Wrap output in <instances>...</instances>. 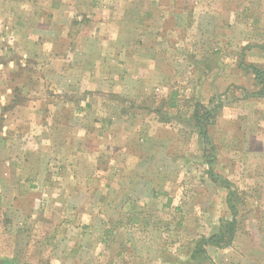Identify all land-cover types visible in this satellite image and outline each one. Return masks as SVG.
Here are the masks:
<instances>
[{
	"label": "crops",
	"instance_id": "obj_1",
	"mask_svg": "<svg viewBox=\"0 0 264 264\" xmlns=\"http://www.w3.org/2000/svg\"><path fill=\"white\" fill-rule=\"evenodd\" d=\"M263 19L264 0H0V210L20 226L44 227L52 216L70 229L59 235L68 248L60 263L92 264L95 243L130 245L98 238L121 220L130 226L132 214L135 228L167 195L165 135L198 142L186 118L212 98L184 106L176 85L198 87L192 69L201 65L264 66ZM207 37L215 61L205 62Z\"/></svg>",
	"mask_w": 264,
	"mask_h": 264
},
{
	"label": "rangeland",
	"instance_id": "obj_2",
	"mask_svg": "<svg viewBox=\"0 0 264 264\" xmlns=\"http://www.w3.org/2000/svg\"><path fill=\"white\" fill-rule=\"evenodd\" d=\"M258 22L264 29V19ZM212 40L211 37L205 38L206 47H209V51L213 50L206 54L205 62L215 61L212 58L216 53ZM255 52L256 49L253 56L260 58ZM244 63L235 69H209L201 65L198 69H192L194 79L197 81L198 77L200 81L198 87L184 82L176 85L179 102L184 106H188L196 95L205 102L211 97L221 96L223 109H228V112L224 118L219 116L215 124L209 127L210 143H192L190 139L193 135L185 143L183 134L181 136L179 132L165 135L171 137L172 141L167 147L173 173L167 195H157L151 200V211L140 213V221L135 228L132 225L128 228L125 220H121L116 233L113 230L109 236L98 238L133 239L130 245H123L120 250L119 245L112 243H95L91 247V258L87 261H93L92 264H108L111 259L114 264H187L195 241L216 232L221 219L231 218L227 200L228 192L234 191L232 201L238 208L239 222L235 240L228 248L208 247V252L216 264H264V100L243 99L241 90L235 87L253 88V74L248 73ZM183 69H179V72ZM230 69L237 74L233 82H229L227 77L224 79L223 75L218 77ZM186 72L181 73L182 80L186 79ZM238 73H242V76L239 77ZM229 87L232 91L225 93ZM235 103L239 104L236 106ZM230 109L239 110L235 120ZM188 143H191L189 151L185 147ZM210 144L216 146L215 151H212ZM210 170L217 176L216 182L210 176ZM224 179L231 181L233 186L226 187L222 182ZM9 217L0 210V258L11 259V264H69V261L60 263L61 251L66 252L68 248H62L59 235L70 229L52 219V216L45 217L44 227L28 223L27 226H20V223H15V218L9 220ZM54 223L62 226L53 228ZM84 230L75 227L72 230L75 239H84ZM93 230L97 231V228ZM101 246L108 249L105 258L98 255L105 251H100ZM118 252L122 255H118ZM82 257L85 258L84 254Z\"/></svg>",
	"mask_w": 264,
	"mask_h": 264
},
{
	"label": "trees",
	"instance_id": "obj_3",
	"mask_svg": "<svg viewBox=\"0 0 264 264\" xmlns=\"http://www.w3.org/2000/svg\"><path fill=\"white\" fill-rule=\"evenodd\" d=\"M261 48H264V45H261ZM245 68L247 69L248 73L253 74V88L248 89L246 87L237 85L235 87H238L241 90L243 99L264 98V66L254 62H247L245 64ZM230 89L231 87L227 88L225 93L232 91ZM171 105L174 107L175 103H172ZM223 106L224 103L221 100V96L212 97L208 104H203L200 102L195 103L191 117L186 118L187 121L193 124L195 132L198 135L200 145H204V143L206 142H211L209 135V127L215 124L217 116L221 112ZM210 145L212 147V151H215L216 146L214 144ZM201 149L203 150L205 148ZM212 155L214 154L212 153ZM212 159L214 158L212 157ZM208 162L212 164V162ZM209 172L212 179L216 182L217 179L215 178L217 176L215 177V173H213V170H210ZM222 182L226 185V187H230L232 185L231 181H229L228 179H224ZM234 194V191L228 192L227 201L231 210V218L221 219L216 232L212 233L209 236H202L195 241L193 249L189 253L190 261H188L187 264H216L208 252V247L224 249L230 247L233 244L237 234L239 223L237 219L238 208L236 204H234L232 201V196ZM130 218L132 219V221L127 222V224L133 226V224L138 223V216L132 214ZM115 229L116 226H112L111 228L106 229L104 232L105 236L106 234L107 236L112 234L114 232L113 230ZM193 261L197 263H194ZM11 262L12 260L9 258H0L1 264H11Z\"/></svg>",
	"mask_w": 264,
	"mask_h": 264
}]
</instances>
